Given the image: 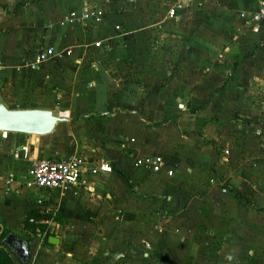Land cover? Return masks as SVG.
I'll return each mask as SVG.
<instances>
[{"label": "crops", "instance_id": "0c3cea01", "mask_svg": "<svg viewBox=\"0 0 264 264\" xmlns=\"http://www.w3.org/2000/svg\"><path fill=\"white\" fill-rule=\"evenodd\" d=\"M260 2L0 0V102L63 119L0 132V223L29 244L26 262L7 248L14 264H264V174L243 147L262 124L249 93L264 85V21L240 17ZM90 9L99 25L79 20ZM47 46L72 54L24 75ZM156 156L159 174L134 165ZM67 157L88 190L27 186L32 160Z\"/></svg>", "mask_w": 264, "mask_h": 264}, {"label": "built area", "instance_id": "2783aa9c", "mask_svg": "<svg viewBox=\"0 0 264 264\" xmlns=\"http://www.w3.org/2000/svg\"><path fill=\"white\" fill-rule=\"evenodd\" d=\"M183 5H175L170 11V17H176L178 10H182ZM103 11L100 9L85 10L79 20L83 23L90 22L92 25H99L102 21ZM75 18L76 15L72 14ZM241 19L245 26L259 25L264 21V0H261L259 11L255 13H242ZM117 30L120 27H116ZM95 50L102 49V42L96 41L91 45ZM72 47H63L56 49L53 46H47L38 51L33 57L23 59L20 65V70L23 73H33L41 68L52 65L57 60L64 57H70ZM5 69V63L0 59V74ZM166 161L159 156L144 157L135 160L134 165L141 167L151 173L159 174L163 171ZM104 169H111L108 163H103ZM84 161L78 157H67L62 159L37 158L31 161L26 170L23 179L27 186L35 185L47 191L63 192L67 189L71 191L72 196H79L84 190H88L83 179ZM91 174L96 175V168L91 169ZM168 177H172L173 172L165 171ZM30 222H34L30 220Z\"/></svg>", "mask_w": 264, "mask_h": 264}, {"label": "water", "instance_id": "95a60500", "mask_svg": "<svg viewBox=\"0 0 264 264\" xmlns=\"http://www.w3.org/2000/svg\"><path fill=\"white\" fill-rule=\"evenodd\" d=\"M59 122H63V119L54 116L50 110H11L0 102V132L2 133L45 136L52 133L54 127ZM49 242L52 243V241ZM2 244L22 262L28 260L29 244L26 240L15 234H9L4 237Z\"/></svg>", "mask_w": 264, "mask_h": 264}, {"label": "rangeland", "instance_id": "374dc122", "mask_svg": "<svg viewBox=\"0 0 264 264\" xmlns=\"http://www.w3.org/2000/svg\"><path fill=\"white\" fill-rule=\"evenodd\" d=\"M58 68H61L60 64H59ZM24 75H25V73H24ZM57 78L60 79L61 76H59ZM260 81H262V80H258L259 84L261 85ZM263 83H264V80H263ZM53 85L54 84H52V87H51V84H49L48 86H45V88H48L49 90H51L50 92L54 96V94L56 92L55 91L56 87H54ZM262 87H263V89H261V90H263V91H261V90L259 92L256 91V86H255L253 88V90L250 91V93H249L250 101H253L254 104L258 103V105H259V107H258V105H256V108H252V109L254 111L258 110V114H259V112H262V114H260V116L262 118L259 119V121L262 122V124H260L259 122H256V124H253L254 127L253 126L250 127L249 133L252 132V136H253L252 138L253 139L250 138L248 141H246L245 145H243V147L246 146L248 148V153L251 150V152L249 153V156L247 157L248 160L250 161V164L255 163V166L258 165L259 169H263V174H264V166H263L264 165V132H263L264 131V85H262ZM251 128H252V131H251ZM259 130H261V131H259ZM246 143H248V144L246 145ZM254 148H256V149L252 150ZM247 154L245 156H247ZM252 165H254V164H252ZM258 181L259 182L263 181V183H264V177L262 178V181H261L260 176H259Z\"/></svg>", "mask_w": 264, "mask_h": 264}, {"label": "trees", "instance_id": "16d2710c", "mask_svg": "<svg viewBox=\"0 0 264 264\" xmlns=\"http://www.w3.org/2000/svg\"><path fill=\"white\" fill-rule=\"evenodd\" d=\"M123 178L126 179L124 175L121 174ZM126 184L128 186V189L132 191L130 183L126 180ZM0 264H14V261L12 260L10 253L7 250V247L2 244V240L4 237L10 234L8 230L0 223Z\"/></svg>", "mask_w": 264, "mask_h": 264}]
</instances>
